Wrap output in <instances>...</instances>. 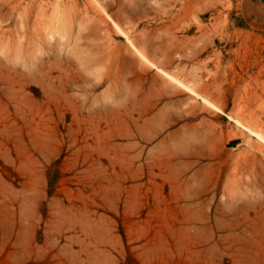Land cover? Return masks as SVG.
<instances>
[{
    "label": "rangeland",
    "instance_id": "374dc122",
    "mask_svg": "<svg viewBox=\"0 0 264 264\" xmlns=\"http://www.w3.org/2000/svg\"><path fill=\"white\" fill-rule=\"evenodd\" d=\"M241 3L0 0V264H264Z\"/></svg>",
    "mask_w": 264,
    "mask_h": 264
},
{
    "label": "crops",
    "instance_id": "0c3cea01",
    "mask_svg": "<svg viewBox=\"0 0 264 264\" xmlns=\"http://www.w3.org/2000/svg\"><path fill=\"white\" fill-rule=\"evenodd\" d=\"M241 14L249 27L264 30V0H242Z\"/></svg>",
    "mask_w": 264,
    "mask_h": 264
},
{
    "label": "bare ground",
    "instance_id": "6f19581e",
    "mask_svg": "<svg viewBox=\"0 0 264 264\" xmlns=\"http://www.w3.org/2000/svg\"><path fill=\"white\" fill-rule=\"evenodd\" d=\"M181 18V17H180ZM183 19V18H182ZM117 27H118V29L120 30V31H122V29L117 25ZM117 29V30H118ZM128 40V39H127ZM251 132H252V130H251ZM256 135L260 138V140H262L263 142H264V136H262V135H260V134H257L256 133ZM252 156V155H251ZM247 160H249V159H247ZM245 161V160H244ZM242 162V161H241ZM247 162V161H246ZM245 162V163H246ZM244 163V162H243ZM244 163V164H245ZM245 165H247V164H245ZM244 165V166H245ZM248 166V165H247ZM244 168V167H243ZM242 168V169H243ZM244 170V169H243ZM195 178H194V176H192L191 178H190V182H195ZM241 184H242V182H244V181H242V178H241ZM195 184V183H194ZM241 184H240V187H239V189H238V193L236 194V206L238 207V209H240V208H244L245 207V205L247 204L246 203V201L248 200V198H249V196H248V194H246L247 192H246V188L242 185L241 186ZM247 196H248V198H247ZM204 198V196H203V194L201 193V194H199L198 196H189V199H188V206H189V208L190 209H196V208H199V207H207L206 205H207V202H206V200H204L203 199ZM246 203V204H245ZM214 207V206H213ZM219 211V213H220V215H229L230 213H227V212H224V211H221V210H219V208L218 207H216V211ZM230 212V211H229ZM216 214V213H215ZM190 219H191V217H190ZM189 219V220H190ZM194 221V219L192 218V221H190V222H193ZM195 222V221H194Z\"/></svg>",
    "mask_w": 264,
    "mask_h": 264
}]
</instances>
